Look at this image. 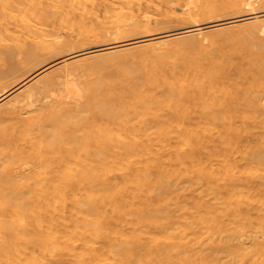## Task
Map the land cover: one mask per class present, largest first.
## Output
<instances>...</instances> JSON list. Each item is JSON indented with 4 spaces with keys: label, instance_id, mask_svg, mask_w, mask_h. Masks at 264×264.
<instances>
[{
    "label": "bare ground",
    "instance_id": "6f19581e",
    "mask_svg": "<svg viewBox=\"0 0 264 264\" xmlns=\"http://www.w3.org/2000/svg\"><path fill=\"white\" fill-rule=\"evenodd\" d=\"M0 264H264V0H0Z\"/></svg>",
    "mask_w": 264,
    "mask_h": 264
},
{
    "label": "rangeland",
    "instance_id": "374dc122",
    "mask_svg": "<svg viewBox=\"0 0 264 264\" xmlns=\"http://www.w3.org/2000/svg\"><path fill=\"white\" fill-rule=\"evenodd\" d=\"M176 25L177 24H170V25H166V24H163V25H160V26H157V27H155L154 28V30L152 31V33H163V32H168V31H171V30H175V29H178V28H180V27H183L184 25H177L178 27H176ZM170 26H172V27H170ZM180 26V27H179ZM162 27V28H161ZM170 27V28H169ZM166 28V29H165ZM175 28V29H174ZM160 30V31H159ZM163 31V32H162ZM135 37H137V36H135ZM230 51V53H231V51H233V50H231V49H229ZM236 56V55H235ZM226 59H228V58H226ZM240 60V61H239ZM234 61L237 63V64H240V62H241V58L240 57H236V58H234ZM239 61V62H238ZM223 255H227V253L225 252V253H223Z\"/></svg>",
    "mask_w": 264,
    "mask_h": 264
}]
</instances>
